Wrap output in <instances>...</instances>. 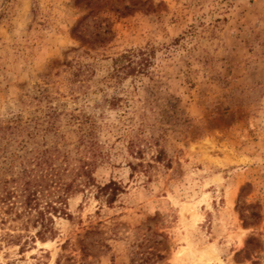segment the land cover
I'll return each mask as SVG.
<instances>
[{
  "label": "rangeland",
  "instance_id": "obj_1",
  "mask_svg": "<svg viewBox=\"0 0 264 264\" xmlns=\"http://www.w3.org/2000/svg\"><path fill=\"white\" fill-rule=\"evenodd\" d=\"M46 157L123 191L0 206V264H264V0H0V176Z\"/></svg>",
  "mask_w": 264,
  "mask_h": 264
},
{
  "label": "trees",
  "instance_id": "obj_2",
  "mask_svg": "<svg viewBox=\"0 0 264 264\" xmlns=\"http://www.w3.org/2000/svg\"><path fill=\"white\" fill-rule=\"evenodd\" d=\"M133 54L138 56L134 63L128 59L127 64H118L120 68H127L126 73H140L148 65L147 51L138 49L133 51ZM128 56L129 54L125 53L120 58ZM48 157L35 161V165L40 167L37 172L23 165L20 172L14 176H0V206L5 207L4 211L15 210L17 216L34 212L32 221L39 224L36 231L39 237H44L46 231H51L52 215H68L65 207L69 195L94 185V196L110 204L117 194L123 191L122 186L114 180L97 184L90 175L81 182L75 179L66 181L52 166L50 167ZM163 258L162 253L148 249L132 257L130 264H161Z\"/></svg>",
  "mask_w": 264,
  "mask_h": 264
}]
</instances>
